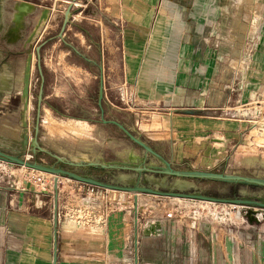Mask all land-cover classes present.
<instances>
[{
    "label": "crops",
    "instance_id": "obj_1",
    "mask_svg": "<svg viewBox=\"0 0 264 264\" xmlns=\"http://www.w3.org/2000/svg\"><path fill=\"white\" fill-rule=\"evenodd\" d=\"M2 1L1 133L19 128L28 32L13 37L7 6L23 1L35 6L33 22L48 9L46 24L33 42L26 113L28 122L38 124L42 145L49 119L82 123L79 128L89 132L98 150L110 133L114 135L112 129L122 134L102 119L116 120L174 168L213 171L245 145L249 131L206 115L221 106L231 108L223 104L237 108L233 98L247 102L264 81V24L236 17L229 0H76L62 32L72 0ZM236 64L243 66L242 74L236 75ZM123 83L134 107L122 100ZM63 135L74 143L82 138L77 132ZM248 161L251 157L242 163ZM259 161L264 168V158ZM97 171L102 173L98 179L106 181L108 176L114 184L137 178L129 170ZM78 185L60 176L56 191L53 179L51 190L0 185V264H53L54 254L56 264H250L249 257L262 256L261 249L249 247L250 241L235 249V229L226 223L211 222L205 235L183 217L140 214L137 195L144 193L134 194L130 204L116 196L102 222L81 224L69 216L81 202ZM227 185L228 197L252 193L250 187ZM155 221L161 232L143 235ZM259 223L248 224V238Z\"/></svg>",
    "mask_w": 264,
    "mask_h": 264
},
{
    "label": "rangeland",
    "instance_id": "obj_2",
    "mask_svg": "<svg viewBox=\"0 0 264 264\" xmlns=\"http://www.w3.org/2000/svg\"><path fill=\"white\" fill-rule=\"evenodd\" d=\"M229 7L230 11L235 14L236 17L246 16V18H248L249 15L247 12L250 11L252 12V24H264V0H229ZM254 11H256L255 14ZM257 13L259 14V17L256 18L257 20L253 21L255 17L253 15H256ZM235 71L237 73L236 75H238V72H241L242 74L244 71L243 66L236 64ZM262 76H264V74ZM250 99V103L245 104L244 107H239L242 101L240 100V97H236L233 98V101L234 103H237L234 104L237 108L233 109V106L229 103L223 105H229L231 108L223 106V110H214L212 112L204 111L208 112V114H206L207 116H212L214 119L233 123L235 127L238 126L243 129L245 128V130L249 132L253 131L250 137H245V145L238 146L240 150L236 152V154L230 153L226 162L223 164L224 166L222 165L216 169L214 168L213 171L234 174L241 173V175H243L242 173H246L248 176L264 178V168L259 161L261 158H264V131L261 128V126H264V81H262L261 86L255 88ZM129 109L130 108H128V111ZM46 121V127L44 129L45 134L42 141L51 153L57 154L62 158L71 160L87 158L98 162L111 161L113 159L121 161L127 160L128 152H132L136 161L137 157H141L143 154L142 150L138 146L133 144L127 138L125 139L121 137L122 134L116 129L112 130L118 134L119 137H121V140H118L115 133L114 135L113 133H110L108 138L104 141V143H102L101 150H98V145L94 143L92 139L88 138L87 135L89 132L85 129L79 128L82 126V123H77L76 121L73 123H57L52 119ZM62 124L64 127H61ZM64 132L69 134V136L70 132H77L82 137L80 139L81 141L74 143V139H66V135H63ZM32 136L33 132L30 131V137ZM59 136L64 137L60 138ZM24 157L26 160L37 161L47 165H53L56 161L50 154L43 152H37L33 155L24 153ZM246 157L248 159L251 157L252 161L242 163ZM77 171L80 173L91 174L94 177L102 176L101 171L97 170L79 169ZM53 177L54 176L52 174L32 170L23 165L0 161V185L12 186L14 188L31 187L33 190H51ZM105 179L107 181L109 177L106 176ZM65 181L66 180L63 179V183ZM140 184H143V181H140ZM144 184L152 188L164 190L182 192L197 190L210 196L228 197L227 184L206 180H186L174 178L166 180L165 178H161L158 179V181L146 180L144 181ZM240 190L243 191L247 189L246 187H240ZM252 192L257 191L253 190ZM108 193L115 195V199H109V201L113 203L118 201V197L116 196H119L121 200L119 202H122L123 204H130L132 203V196H134V193L125 191H109ZM137 196L140 214L145 212L144 215L149 213L154 217V213H163L162 216H166L168 212H171L170 217L172 218L177 219L183 217L187 220H192V222H194V228L200 227L205 235H208L207 233L210 229L211 222L213 224L226 223L229 226L234 227L235 249L242 248L243 244L246 245L247 241H250V248L262 250V256H251L248 258V260L250 259V264H259V261L260 264H264V217L259 225L255 226V229L251 232V236L248 238L249 234L246 235V232H248L246 228H248L249 223L243 215L238 216L236 214V211L241 208L240 206L198 200L156 197L146 194H139ZM158 215L160 216L161 214ZM258 233L261 234L258 236ZM239 259L242 261L243 257H239Z\"/></svg>",
    "mask_w": 264,
    "mask_h": 264
},
{
    "label": "water",
    "instance_id": "obj_3",
    "mask_svg": "<svg viewBox=\"0 0 264 264\" xmlns=\"http://www.w3.org/2000/svg\"><path fill=\"white\" fill-rule=\"evenodd\" d=\"M76 0H72L64 13V18L61 26V32L64 30L72 3ZM2 0H0V25L2 20V14L5 5L3 6ZM11 12V21L14 24L11 28L13 37L17 38L21 36V32H28L26 43V60L23 70L22 89H21V106L19 110V128H13L9 132L1 133L0 131V161L6 163H12L17 165H23L32 170L49 173L54 175L53 189H57L58 177H65L67 179L93 185L105 189L131 192L134 194L144 193L161 197H174L198 201H206L213 203L232 204L240 206L241 208L236 211L238 216L243 215L249 224H258L264 217V178L257 176H248L240 174L225 173L220 171H212L208 169H195V168H174L171 163L158 153L152 146L145 142L139 135L133 134L123 124L116 120L102 119L104 124H112L116 126L122 134L130 140L133 144L138 146L143 154L141 157H135L132 152H128L127 160H111V161H95L90 159H65L57 154L51 153L45 145H42L38 140V124L28 122L26 120V113L28 110L30 98L29 87V75L30 65L32 61V48L36 35L40 34V29L44 27L48 19V9L44 10L38 20L34 23L31 19L35 13V6L27 2H12L7 6ZM2 26V25H1ZM38 48H35L38 54ZM2 52H0V61H2ZM39 67V64H38ZM40 69V67H39ZM3 74L0 73V98L3 94ZM103 96L102 85L99 90L98 104L101 106V100ZM40 101V95L38 96ZM258 127V126H257ZM264 131V126H261ZM30 131L33 132V136L30 137ZM251 131L248 136L251 135ZM247 136V137H248ZM246 142V141H245ZM37 152H43L50 154L55 158V164L47 165L37 161L26 160L24 153L36 154ZM148 158H152L156 162H148ZM71 168V169H68ZM79 169H95L106 171L108 174L111 170H129L136 174L135 179L128 181L126 185L114 184L108 181L100 180L91 174L80 173ZM156 176V177H153ZM159 176V177H157ZM141 177L144 179L140 180ZM171 177L174 179H186V180H206L224 184H230L233 186H246L257 192L245 194L243 196H230V197H217L206 195L197 190L191 191H173L164 190L159 188H152L144 184L146 180L158 181V179ZM166 179V178H165ZM167 180V179H166ZM143 181V184H140ZM192 188V186H191ZM262 189V190H261ZM57 194H55V209H56ZM161 232V226L159 221L148 223L143 229L142 233L145 236L151 234H159ZM53 264H56V257L54 254Z\"/></svg>",
    "mask_w": 264,
    "mask_h": 264
},
{
    "label": "built area",
    "instance_id": "obj_4",
    "mask_svg": "<svg viewBox=\"0 0 264 264\" xmlns=\"http://www.w3.org/2000/svg\"><path fill=\"white\" fill-rule=\"evenodd\" d=\"M249 1V0H248ZM233 6V5H232ZM248 18L250 17V20L252 22V12L248 11ZM256 11H254V14ZM254 20H257L256 18L259 17V14L257 13ZM121 92H122V100L124 101V104L127 106L134 107L135 106V100L130 92L128 90V87L126 84H122L120 86ZM251 98V97H250ZM247 102H242L239 107H244L245 104H249L251 99ZM243 104V105H242ZM221 108L219 110H223ZM54 176V175H53ZM54 181V177H53ZM111 191L110 189H105L93 185H88L84 183H79L78 187L76 188V193L80 196V204L79 206H74L69 216L71 218H74L75 220L81 222V224H87L90 222H102L104 218L106 217L107 211L109 210V199L111 198V194L108 192ZM113 198V197H112ZM171 212H168L166 214V217L170 218ZM56 217V213H55Z\"/></svg>",
    "mask_w": 264,
    "mask_h": 264
},
{
    "label": "flooded vegetation",
    "instance_id": "obj_5",
    "mask_svg": "<svg viewBox=\"0 0 264 264\" xmlns=\"http://www.w3.org/2000/svg\"><path fill=\"white\" fill-rule=\"evenodd\" d=\"M68 169H71V168L68 167ZM97 178H98V177H97ZM100 178H101V177H100ZM102 178H103V177H102Z\"/></svg>",
    "mask_w": 264,
    "mask_h": 264
}]
</instances>
